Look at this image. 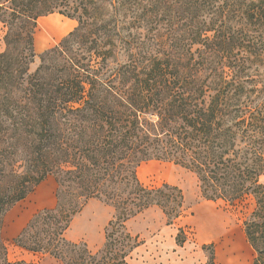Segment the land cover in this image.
Segmentation results:
<instances>
[{"label":"trees","instance_id":"obj_1","mask_svg":"<svg viewBox=\"0 0 264 264\" xmlns=\"http://www.w3.org/2000/svg\"><path fill=\"white\" fill-rule=\"evenodd\" d=\"M234 11L227 0H0V264H35L9 261L4 217L49 175L56 205L14 242L62 264H131L140 241L127 222L158 206L172 223L184 209L178 186L139 179L152 159L194 172L207 199L252 194L245 232L264 264V83L225 63L246 46L221 22ZM51 13L78 24L32 71L37 21ZM91 199L114 208L96 251L66 236Z\"/></svg>","mask_w":264,"mask_h":264},{"label":"rangeland","instance_id":"obj_2","mask_svg":"<svg viewBox=\"0 0 264 264\" xmlns=\"http://www.w3.org/2000/svg\"><path fill=\"white\" fill-rule=\"evenodd\" d=\"M227 1L231 10L235 11L221 22L229 18L228 28L231 26L235 38L245 41L246 46H240L244 52L235 47L234 50H238L237 56L231 61L227 59L225 63L240 66L238 73L241 81H249L250 85L262 84L264 0ZM239 1H244V9L249 5L256 14L250 16L251 12H240ZM77 24V19L59 13H51L38 19L34 34L35 56L30 66L32 71L40 65L41 55L57 45ZM235 43L236 41H232V44ZM2 48L3 43L0 44V49ZM192 49L195 51L196 48ZM220 66L221 64L217 65ZM227 72L231 77L229 68ZM138 176L147 187H158L163 183L178 186L183 191L185 202L181 216L172 223H168L166 215L158 206L145 209L127 222L128 229L140 241L129 258L131 264H206L210 252L214 253L215 264H254L257 252L245 232V221L256 208V199L252 194L234 201L207 199L203 196L194 172L165 160L142 162L138 167ZM260 181L264 183V174ZM56 189L55 177L49 175L5 214L3 237L10 262L62 264L45 254L30 252L14 242V238L36 212L56 205ZM113 215L112 206L98 199H91L75 216L66 236L75 242H86L91 250L96 251L105 242L106 226Z\"/></svg>","mask_w":264,"mask_h":264}]
</instances>
